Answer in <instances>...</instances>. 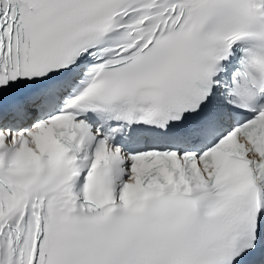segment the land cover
<instances>
[{"label":"snow or ice","instance_id":"obj_1","mask_svg":"<svg viewBox=\"0 0 264 264\" xmlns=\"http://www.w3.org/2000/svg\"><path fill=\"white\" fill-rule=\"evenodd\" d=\"M0 264H264V0H0Z\"/></svg>","mask_w":264,"mask_h":264}]
</instances>
